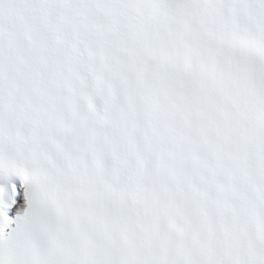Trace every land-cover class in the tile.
<instances>
[{
  "label": "snow or ice",
  "instance_id": "6c2138e0",
  "mask_svg": "<svg viewBox=\"0 0 264 264\" xmlns=\"http://www.w3.org/2000/svg\"><path fill=\"white\" fill-rule=\"evenodd\" d=\"M0 264H264V0H0Z\"/></svg>",
  "mask_w": 264,
  "mask_h": 264
}]
</instances>
